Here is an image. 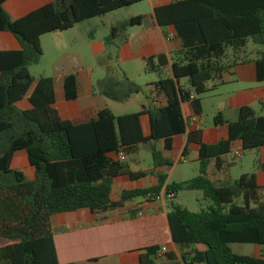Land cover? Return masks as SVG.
Returning <instances> with one entry per match:
<instances>
[{
  "label": "trees",
  "instance_id": "obj_1",
  "mask_svg": "<svg viewBox=\"0 0 264 264\" xmlns=\"http://www.w3.org/2000/svg\"><path fill=\"white\" fill-rule=\"evenodd\" d=\"M8 1L0 0V32L13 35L21 50L0 52V264H61L53 217L85 211L104 215L137 199L153 200L164 188L175 194L168 204L174 243L180 249L207 247L206 252L193 253V263L264 264L263 257L240 256L231 247H264V187L258 184L256 174L218 186L211 171L213 166L220 170L221 158L232 153L236 142H241L244 152L264 148V116L252 107L241 108L233 122L219 114L215 124L227 126L229 136L213 145L203 142L201 131L190 133V142L200 145V172L187 182L167 183L168 174L157 172L170 170L173 162L156 146L163 142L164 150L172 151L175 138L188 130L187 120L202 116L201 96L224 71L223 61L230 50L238 57L250 42L262 46L255 63L257 79L264 82V0H172L170 5L157 8L158 24L173 27L182 46L171 59L173 77H164L168 57L144 59L145 74H157L154 92L166 99V105H151L144 112L122 116L104 109L96 119L83 123L62 118L55 107L53 78L30 74V67L39 65L44 56L42 37L146 0H57L17 21L4 9ZM146 20V16L134 17L113 27L106 44L116 45L121 33ZM183 79L189 80V88L180 85ZM99 84L100 94L118 103L144 92L118 68H110ZM64 90L66 100L79 98L81 85L76 75L65 77ZM24 101L29 102L30 110L18 107ZM261 105L264 110V103ZM143 115L150 118L149 137L142 131ZM143 144L150 145L157 184L124 190L116 202L117 178L147 176L133 172L118 155H134ZM19 152L27 153L35 170L34 180L12 167ZM260 168L264 170V164ZM186 191L202 192L207 208L192 212L175 204L177 196ZM159 250L145 249L141 264H174L171 253L158 259ZM182 259L189 264L186 256Z\"/></svg>",
  "mask_w": 264,
  "mask_h": 264
},
{
  "label": "crops",
  "instance_id": "obj_2",
  "mask_svg": "<svg viewBox=\"0 0 264 264\" xmlns=\"http://www.w3.org/2000/svg\"><path fill=\"white\" fill-rule=\"evenodd\" d=\"M55 1L57 0H9L4 5V9L9 13L12 20L17 21ZM146 1L150 2L152 12L147 15L131 13V16L129 19H126V21H130L132 18L139 16H146L147 20L142 25L130 27L127 31L121 33L120 38L118 39L123 40L121 47L117 46V44L112 45L111 47L116 49L114 52L109 53V59L111 61L115 60V63L122 67V71H124L132 81L134 80V77H136L135 75H146L144 59L154 56L168 57L170 64L168 68L164 70V77H173L171 59L174 58L175 53L182 49L181 42L176 37L175 29L173 27H161L155 16V10L157 8L170 5L172 0ZM95 20L96 19H92L83 24L95 22ZM80 25L82 24L77 26ZM76 27L71 30H74ZM66 32H54L43 36L41 39L43 50L44 38L50 36L53 42L63 43L66 40L64 38V36H66ZM95 35L96 29L91 30L89 37L94 40L91 44L92 54L97 57L104 52V47L103 44L95 42ZM250 43L238 57H236L234 53H230L232 50L228 52V56L223 61V65H225L224 71L208 84V88L209 92L214 93L220 92L221 86H239L243 81L241 72L246 70L250 75V83L254 86H245L225 92V96L222 97L218 103L216 112L212 113V117L214 119L213 123H209L206 120L202 99V116L197 117V122L194 124L190 123L192 119L187 120L188 130L186 134L175 138L172 151H165L163 142H158L156 144L157 149L163 152L166 159H170L173 162V157L177 154L179 163L191 161L194 164L198 163L200 166V145L190 142V133L201 131L203 142L213 145L228 139L229 136L227 126H217L215 124V118L219 114L223 115L227 121L233 122L238 120V111L241 108L252 107L259 115L264 116V110L261 105V103H264V87L255 85L256 83H263L259 82L257 79V68L255 63L258 58V53L261 50H250ZM17 50H21V45L18 40L10 33L0 32V52ZM76 57L81 63V67L87 69V66L84 63V58L80 55H76ZM69 64L70 62L66 65ZM88 69L92 68L90 67ZM130 70L132 72H130ZM54 71L53 75L43 77L54 79L57 98L55 107L64 120L83 123L96 119L102 110L109 109L107 103L108 98L101 95L100 92L94 88V80L92 77L84 78L77 72L67 70V68L60 62L55 64ZM71 74L77 76L81 85L80 96L75 101H68L65 97L64 79L66 76ZM155 76L158 81L157 74H155ZM154 83L155 82H153L149 87L151 91L150 95L147 97L149 106L155 105L156 102L160 104L159 106H165L167 103L166 99L163 96L156 95L153 88ZM180 85L184 88H189V80H181ZM123 103L127 105L132 103L141 105L140 110L130 112L129 114L144 112L149 108V106H143L141 104L144 102L141 101L139 95H135ZM18 107L22 110H30L32 108L27 101L19 103ZM205 123L207 126H204ZM141 124L144 136L149 137L151 135V124L148 115H143L141 117ZM143 146L150 149L149 144L141 145L136 153L139 157L136 156V159H133L132 162H129V157H127V162L130 164L133 172H145L147 173V176L137 180H132L130 176L117 178L114 185V201H119L120 195L124 190L147 189L157 184V177L155 174H152L153 163L148 171H145L142 168L143 161L140 158V153ZM238 152L243 154V157L240 159H244L246 152L242 150L241 142L234 143L232 153L221 158L218 168L220 170L217 171L214 169V166L211 168L213 178L218 186L236 181L231 177L232 167L235 165V162L230 160L229 157L234 156V159H239L236 156ZM17 154H19L18 157ZM17 154L13 160L12 167L16 170L28 168V174L31 175L32 180H34L35 170L29 163L27 153L19 152ZM256 157L255 168L257 169V172L253 174H256L258 184L261 187H264V170L260 168L261 164H264V148L256 150ZM173 167L171 169H173ZM170 170L160 169L157 172H163L169 176ZM178 181L179 182L177 183H182L189 180L184 178L179 179ZM167 183H171L170 177H168ZM168 204L169 201L159 202L156 200H146L141 198L127 204L122 209L108 212L104 215L95 216L90 212L85 211L82 213H74L75 217L71 222L63 219L61 224V229L63 230L62 238L64 242L62 247V257L60 255L59 246L57 247L59 261L62 260V263H60L141 264L142 254L145 249L151 247H158L159 249H162L163 247H166L168 249V253L173 254L176 259L174 264H186L182 259L183 256L188 258L189 264H197L193 263L191 260L193 253L196 250L206 252L207 247L195 246L189 249H180L174 243L168 221V213L170 212ZM73 236L77 237V241H74L71 245L70 238ZM55 242L57 246V236L55 237ZM65 242H68V246H65ZM76 246H79L80 249L93 247L95 250L83 253L77 257L68 256L66 251L69 247L75 248ZM242 256H253L258 258L263 257L264 259V247L257 246L252 254H244ZM156 264L160 263L158 262Z\"/></svg>",
  "mask_w": 264,
  "mask_h": 264
},
{
  "label": "rangeland",
  "instance_id": "obj_3",
  "mask_svg": "<svg viewBox=\"0 0 264 264\" xmlns=\"http://www.w3.org/2000/svg\"><path fill=\"white\" fill-rule=\"evenodd\" d=\"M152 12L151 4L149 1H145L139 4H136L130 8H125L120 11L111 13L102 18H96L95 22H89L86 24H82L77 26L74 30H69L66 32V39L63 43H55L52 41L51 37L43 39L44 44V56L39 65L30 67L29 71L33 77H43L50 76L54 74V66L56 63L60 62L67 70L72 72L79 73L84 78H93L94 80V88L100 91L99 82L108 76L110 68H118L122 70V67L118 66L115 63V60L111 61L109 59V53L115 51L116 48L111 47L106 44V38L110 35L111 29L113 26L120 27L123 23L127 22L126 19H129L131 13L147 15ZM96 29V39L95 42L98 44H103L104 52L95 57L92 54L91 44L94 42L93 39L89 37L91 30ZM123 40H118L117 46L121 47ZM250 50H263L262 46L255 45L250 43ZM230 53H233L230 51ZM76 55H80L84 58V63L87 66L86 68L81 67V63L78 61ZM70 62L69 65H66ZM92 69H88V68ZM130 72H132L130 70ZM242 83L238 85H230V86H221L220 92H208L201 96L204 103V113L206 120L209 123H213L214 119L212 117V113H215L218 107V103L222 97H224L225 92L237 89L245 86H254L250 83V75L248 71H242ZM134 82L139 86L143 87L144 92L139 94V97L143 106H149V102L147 97L150 95L151 91L149 87L153 82L157 81V78L154 73H149L146 75H135ZM255 85L259 87H264L263 83H256ZM223 95V96H220ZM109 109L112 110L117 116L129 114L130 112H135L141 109V105L137 103H132L130 105L124 103L114 102L112 100H107ZM204 126H207L206 123ZM19 154H17L18 157ZM137 154L129 156V162L136 159ZM139 157V156H137ZM140 158L143 161L142 168L145 171H148L153 163L152 152L146 146L142 147ZM230 160L235 162V165L232 167L231 177L233 180L239 179L243 174H253L257 172L255 168V160L256 150L246 152L244 159H234V156L229 157ZM174 167L170 170L169 177L171 183L179 182V179L193 180L199 175L200 166L198 163H193L191 161L179 163L178 155L175 154L173 157ZM19 171L26 174L28 180H32L31 175H29L28 168L26 169H18ZM175 204L188 209L192 212H200L203 209L207 208V204L203 198L202 192L196 191H186L179 194L178 198L175 201ZM74 213L57 215L52 218V225L54 228V232L57 236V247L59 246L60 255L62 257V247L64 245L62 233L59 232L61 229V224L63 219L68 222L74 220ZM77 241V237L73 236L70 238V243ZM78 244V243H77ZM65 246H68V242H65ZM232 247V246H231ZM255 245H242L236 244L233 245V251L237 255L244 254H252L255 249ZM95 250L93 247H88L86 249H80L79 246L69 247L66 251L68 256H80L83 253L91 252ZM62 263V260L60 261Z\"/></svg>",
  "mask_w": 264,
  "mask_h": 264
},
{
  "label": "built area",
  "instance_id": "obj_4",
  "mask_svg": "<svg viewBox=\"0 0 264 264\" xmlns=\"http://www.w3.org/2000/svg\"><path fill=\"white\" fill-rule=\"evenodd\" d=\"M195 97H196V95L193 94L192 98H195ZM155 105L159 106L160 104L158 102H156ZM196 122H197V118H194V119L191 120L190 123L194 124ZM236 156L240 159V158L243 157V154L241 152H238L236 154ZM118 158L122 162H126L127 161V156H126V154L124 152H120L119 155H118ZM174 198H175V194L174 193H169V192L166 191V189H164L159 195H157L156 197H154L152 199L156 200V201H159V202H167V201H172ZM167 253H168V249L166 247H163L157 253V258L160 259V260H163L166 257Z\"/></svg>",
  "mask_w": 264,
  "mask_h": 264
}]
</instances>
